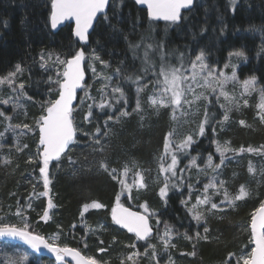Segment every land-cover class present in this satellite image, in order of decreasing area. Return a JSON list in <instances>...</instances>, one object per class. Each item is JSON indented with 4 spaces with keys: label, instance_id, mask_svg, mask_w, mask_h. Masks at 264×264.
Wrapping results in <instances>:
<instances>
[{
    "label": "trees",
    "instance_id": "1",
    "mask_svg": "<svg viewBox=\"0 0 264 264\" xmlns=\"http://www.w3.org/2000/svg\"><path fill=\"white\" fill-rule=\"evenodd\" d=\"M228 2L229 0H195L190 11L182 12L185 19L178 25L170 26L165 21H150L145 10L135 0H114L107 10L109 21H105L104 15L100 16L89 35L88 43L81 45L73 37L71 25L52 31L49 22L51 0H0V77L15 71L17 64L22 66L23 71L17 75V81L24 84L21 95L26 100V120H36L42 114L41 106L58 94V85L49 82V77L55 80L60 69L51 62H43L41 55L44 58L59 56L66 59L80 48L84 49L87 57L86 77L74 107L85 99V88H90V96H96V76L92 75L89 66L93 49L101 60L108 63V72L122 88L127 100L125 105L123 101L113 103L109 98L113 107L103 110L94 107L93 115L88 121H83L85 116L77 112L73 120L78 125H83L89 135L76 132V139L65 154L59 160L49 163L51 183L48 197H30L34 185L37 193L44 191L39 172V149L35 146L37 132L23 140L20 146L22 151H17V147L7 146L11 148L8 151L11 163L7 166L0 165V220L22 226V218H26L29 231L43 236L58 233L63 243L80 248L78 240L90 239L87 237L86 224L83 223L85 217H81L80 213L86 202L97 201L104 207L92 209L86 214L92 220L90 226L98 232L99 244L97 241L87 242L90 253L96 258L104 259V256H108L112 264H122L121 250L125 254L132 249L143 253L149 242L159 238L166 222L172 227L171 239L175 247H171V251L163 257L168 259L171 255L177 264H234L229 253L237 254L235 251L238 248L240 250L242 245L250 247L247 225L250 224L251 213L264 199V176L256 179L254 170L252 174L245 167L224 168L223 177H227L230 182L237 181L238 186L244 185L250 195L237 201L231 209L223 208L217 214H212L207 223L201 222L198 225L182 203L187 201L190 194L187 180V184L179 185L177 181L178 187L170 186L164 200L159 193H147V206L156 215L150 218L155 232L146 241L137 240L115 225L110 215L118 194L121 204L141 209L122 194L124 191L122 192L118 182L122 178L121 164L129 159L149 164L155 151L163 147L167 121L165 114L156 117L153 111H147L146 118L143 117L144 121L140 123L139 114L134 111L137 84L125 80L124 76H141L140 85H151V79L155 80L156 77L151 71L147 74L141 71L144 67L143 46L134 52L129 44L140 43L142 36L145 38L143 43H163L166 59L171 64L179 62L177 58L181 54L189 62L191 56L203 49L206 62L217 68L227 63L231 53L242 51L244 57L237 64L236 77L239 80L255 77L258 89H264V0H237L233 8ZM41 63H45L46 68H42ZM118 67L121 69L119 76L115 75ZM49 89L53 91L50 92ZM100 99L102 97L95 98L98 103ZM85 101L87 113V102L92 103L89 99ZM121 110L130 115L120 117ZM254 110L244 109L239 118H232L226 126L239 145L264 143V124L261 125L262 121ZM3 111L8 112L7 109ZM209 113L210 122L204 135H200L184 153L178 154V169H185V165L193 157H196L198 165H202L209 155L216 158L212 127L219 112L216 106H211ZM109 116L112 117L111 120L108 119ZM117 117L120 118L118 123ZM243 120L247 122L238 126V122ZM4 123L6 124V119L0 117V129ZM97 127L100 128L99 133L96 132ZM25 144L26 148L23 147ZM29 156L32 162H29ZM101 160H106L109 169H117L116 178L99 167ZM184 174L185 172L178 173L182 176ZM49 197L54 207L48 210L49 218L43 220L41 217L47 208ZM18 210L20 215H17ZM205 227L208 228L207 233L204 232ZM197 232L201 237L206 235L207 239H195ZM185 234L193 239L189 241ZM9 243L16 247L22 245ZM133 243L136 247H128ZM100 248L105 251H99ZM193 251L195 255H191ZM40 262L53 264L55 261L31 252L27 264Z\"/></svg>",
    "mask_w": 264,
    "mask_h": 264
},
{
    "label": "snow or ice",
    "instance_id": "2",
    "mask_svg": "<svg viewBox=\"0 0 264 264\" xmlns=\"http://www.w3.org/2000/svg\"><path fill=\"white\" fill-rule=\"evenodd\" d=\"M235 4L236 0H231ZM114 0H51V13H50V23L51 27L55 29L58 24L62 21L73 18L75 20L74 35L79 38L81 42H87L89 39V29L93 27L94 19L98 18V14H104L105 21H109V17L106 12V8L110 5H113ZM135 3L138 5H146L147 16L150 21L163 20L168 22L170 26L178 25L182 19L185 17L182 16V10L190 11L194 6L195 0H135ZM122 6V5H121ZM116 30L115 28L113 29ZM151 27L149 32H151ZM144 37H141V42L137 44H129V47L135 52L136 49L140 48L141 44L144 41ZM159 47L160 49V59L157 64L150 58L149 49ZM164 44H148L145 46L144 51V67L141 68V71L147 74L151 71L152 75L156 77L154 81L150 83L153 86L154 94L149 96L150 105L156 109L157 115H159L160 109L171 108V119L177 120V113L179 112L182 116L189 115L188 109L195 105L198 101H205L204 115L198 124V134L204 135L205 128L210 122V113L208 105L212 103L209 99L211 94H215V102L220 103V98L223 97L226 101V104H221V108L224 109V121L229 119L228 113L232 110L233 99L229 96L225 90V85L229 82H237V77L235 73V66L233 67V73L231 77L226 76L222 71L217 72V69L209 66L205 63V52L202 49L199 54L195 56L194 59L190 61L189 67H185V58L181 54L177 59L179 61V66L169 63L166 59L164 52ZM236 57H244L242 51H237L231 53ZM44 57L41 55V60ZM86 59V53L83 48L75 51V54L70 58L61 59L57 56L56 60L59 65L63 67V71L57 72L56 79L53 80L52 77H49V82L58 85V96L54 100H50L46 105H42V114L36 119L35 124L39 129V142L38 147L42 149L39 152V158L41 166L39 167V172L43 180V192H36V185L33 186V192L30 193L31 196H49V184L51 183L49 179V163L53 160H59L62 154L65 153V150L73 142L74 137L77 132V128L74 125L73 120V107L72 101L76 96V90L82 87L81 82L84 81L85 71L82 68V63ZM91 61H100L104 67H109L106 61L100 59L96 54L95 49L92 50L91 56L89 57ZM91 66V65H89ZM228 67L229 65H225ZM42 68H46L45 63H41ZM23 68L20 64L15 66V71L10 72L8 76L0 78V86L8 85L13 92H17L19 89L22 91L24 89V84L20 83L19 85L15 84V78L17 74L21 73ZM94 76L100 78L102 74H97L96 69L92 68ZM187 73V74H186ZM121 74V69L118 67L115 70V75L119 76ZM62 77V79H61ZM106 83L101 85V88L98 91L101 94V101L97 103L95 98L90 96L87 92L85 93V99L92 100L93 103L88 105V111L84 117L85 121H88L89 118L93 115L92 109L99 108L103 110L104 108H112L113 104L109 102V93L106 91L110 86V81L112 76L103 77ZM124 79L131 81L137 84V102L136 108L134 111H141V103L139 99L140 93H142L147 87L148 84L140 86V81L142 77L135 74H127L124 76ZM256 79L252 77L242 82L241 86L243 92L241 95H251L253 92H256L255 88ZM197 88H203L206 91L196 92ZM50 92L53 89H49ZM188 95H192L193 99H188ZM11 97L8 99H0V104L7 105L11 102ZM111 99L114 100L117 104L121 101H124L125 105L127 100L125 98V93L120 86H115L111 88ZM158 106V107H157ZM239 108V105H235ZM244 106H248V101L244 100ZM258 115L262 122H264V89L259 90L258 98ZM15 110V106H14ZM130 113L127 111H120V117H127ZM0 117H4L6 120L11 121V117L6 116L3 111H0ZM108 119H112L111 116ZM119 117H117L116 122H119ZM143 120V117H141ZM243 121L241 124L243 125ZM17 129H27L28 131H33V129L28 124H15L12 125L9 123L6 131H12L15 135ZM100 128H96V132L99 133ZM215 132V129H213ZM107 134V133H106ZM175 129L170 131L165 136L164 143V153L160 155L159 159V174L164 176L163 185L159 188V196L162 200L168 194L169 187H178L183 185L184 179L182 174L186 171L187 167L195 166L196 157H193L190 165L186 166L185 169H178L177 165L179 162L180 153H184L192 144L195 143L193 139V134L189 133L185 135L179 142H176L172 139L175 135ZM4 133H0V138H3ZM99 143V141H96ZM216 145V152L220 154L223 158L225 153L233 151L229 147L230 142L226 141L223 145L218 141H213ZM17 151H22V148L17 142ZM24 148L27 145H23ZM239 151H248V152H257L264 154V145H261L259 148H253L249 146L247 149L241 147ZM170 157L171 162L165 164V162ZM71 160V157H69ZM29 162H32L31 158ZM223 162V161H222ZM10 160H4V164H10ZM208 167H212V157L209 155L207 161ZM99 167L106 172H109L110 175H113V178H116L117 169H109L106 160H101L99 162ZM133 167H136L133 165ZM217 168L219 165L216 166ZM249 172L253 171V167L249 165ZM132 171V168H129L127 164L124 165L123 171L121 172L122 177H127L129 172ZM170 174V175H169ZM118 182L121 185L122 192H130L132 187L142 188L145 187V178L142 171L136 167L134 172L133 181L131 184L123 178L119 179ZM198 182V181H197ZM226 182L220 180L218 177H212L208 184L204 185V191L201 196H197L196 204L191 208H188L189 214L192 216V219L196 221L199 225L201 222L206 220L205 212L198 211L197 208L201 205H210V208L205 209L207 212H212V210L218 209L220 204L227 202L229 205L234 206L236 201L243 200L247 198L250 193L244 185H241L237 190L236 194L233 195L229 192L225 186ZM190 191L194 188V185H188ZM213 189L212 195L208 194V190ZM222 194V199L220 204L212 201V196H220ZM165 203L167 201L165 200ZM183 204L187 205L188 201H182ZM30 206V201H29ZM52 199L49 197L47 208L44 210L41 219L47 220L49 218L48 210L53 208ZM104 205L97 201H92L83 205L82 211L80 213L81 217L84 216V213L87 212L90 208L92 209H101ZM141 208L145 209V212H149L147 204H141ZM17 215H20V210L17 211ZM155 212H150L149 215H141L138 212H133L129 208H126L120 202V195L116 197V203L111 209V216L114 223L120 225L123 228H126L128 232L134 233L137 240L146 241L150 238L152 233V228L149 224V219L152 216H155ZM160 221L157 219V224ZM249 246L250 251L247 248H242L239 256H235L232 253H229L230 259H235L236 264H264V200L259 203V206L254 209L250 215V224H249ZM92 231L91 229H89ZM204 232H208V228H204ZM0 237H12L19 238L28 244L32 249L39 251L41 246L45 249H48L49 252L53 253L57 261H63L65 257H71V260L74 261V264H108L107 261H100L94 258L91 255H83L80 250L76 248H70L68 246H59L55 241V237L52 238L53 242H49L45 237L34 234L29 231V224L26 222V218H22V226L17 224L5 223L3 220H0ZM172 238V227L165 222V228L162 234H159V239L163 244V252H168L169 248L175 247L170 243ZM185 238L191 241L193 237L185 234ZM207 239V236H200V233H196L195 239ZM103 243V241H101ZM86 246V245H85ZM128 247H136L135 243L128 245ZM152 251V258L156 259L158 253L155 251L154 245H149ZM195 248V245L193 246ZM99 251L104 252V248H100ZM138 255L137 253H130L126 259L131 262V264H137V261L134 257ZM195 255V251L191 253ZM29 261V256L26 253H21L18 259L8 258L7 260H0V264H27ZM122 264L124 261L122 260ZM159 264V262H157ZM169 264H173L171 259H169Z\"/></svg>",
    "mask_w": 264,
    "mask_h": 264
},
{
    "label": "rangeland",
    "instance_id": "3",
    "mask_svg": "<svg viewBox=\"0 0 264 264\" xmlns=\"http://www.w3.org/2000/svg\"><path fill=\"white\" fill-rule=\"evenodd\" d=\"M237 2V0H236ZM230 6L233 8L235 6V4H233L231 2V0H229ZM148 44H156L153 41H148V43H142L141 45L144 48L145 51V46ZM158 45V44H157ZM199 54V53H197ZM197 54H194L193 56L190 57L189 62L185 61V67H189L190 61L192 59L195 58V56ZM149 55L150 58L156 62V60L160 59V49L159 47H155L152 49H149ZM167 56H169V53L167 54ZM57 56H48L45 57L43 59V62H51L53 63V65L55 67H58L60 70V72L63 71V67L61 65L58 64L57 60H56ZM87 58V57H86ZM86 60V59H85ZM242 60L241 57H236L235 55H231L227 61L226 64L223 65V67L221 68H217V72L222 71L226 76L231 77L232 73H233V67L232 65L235 66V73H236V68H237V64L240 63ZM205 63L206 60H205ZM90 64H91V71L92 68L94 67L96 69V73L97 74H102L100 76V78H97L96 76V81H97V88H96V92L94 94H96V96H93L94 98H99L101 97L100 92L98 91V89L101 88V85L106 83L105 79L103 77L106 76H112V74H110L107 70L106 67H104L103 64L100 63V61H91L90 60ZM208 64V63H207ZM173 65L179 66V62L177 63H173ZM209 65V64H208ZM225 65H229L228 67H226ZM210 66V65H209ZM213 67V66H211ZM187 74V73H186ZM18 75V74H17ZM92 75L93 71H92ZM8 76V75H7ZM237 76V74H236ZM6 77V76H5ZM94 77V76H93ZM3 78V77H0ZM18 76H16L15 78V84L19 85L20 83L17 81ZM95 78V77H94ZM62 79V77H61ZM152 81L153 78L151 79ZM247 79L244 80H239L237 77V82H229L228 84L225 85V90L227 91V93L229 94L230 97H232L233 99V104H232V110L228 113L229 115V119L227 121H224L223 117H224V109L221 108V104H226V101L224 100L223 97L220 98V103H216L215 102V94H211L209 96V99L212 101L211 104L208 105V109L211 106H216V109H218L219 112V117L217 118V120L214 121L213 123V129H215V132H213V137L215 141H218L220 144H224L226 141L230 142L229 147H231L233 149V151L227 152L225 153L224 157L222 158L220 156V154L218 152H216V145L214 144V153L216 155V158L212 157V167H208L207 165V161L208 158L204 161V163L202 165H198V163L195 161V166H189L191 160L185 165L189 166L187 167L185 174L183 175V179H184V183L187 184V187L189 184L194 185V188L190 191L189 190V196L187 198V209L191 208L193 205L196 204V200H197V196H201V194L204 191V185L208 184L210 179L212 177H218L220 180H224L226 182V187L229 190V192L233 195L236 194L237 190L239 189L240 185L238 186L237 181H228V178L226 179L223 174V170L225 167H245L246 170L249 169V165L251 164L254 170V176L256 179H260L264 176V154H260L257 152H248V151H239V149H241V147L247 149L249 146H252L253 148H259L261 145H264V143H258V144H248V145H239L236 141V139H234V135L233 133L229 132L228 124L231 122L232 118H239V116L241 115L242 111L244 109L247 108H251V109H255V113H258V108H257V104H258V98H259V90L258 86L255 83V88L257 89L256 92H253L251 95H241V93L243 92V88L241 86L242 82L245 81ZM144 85V84H143ZM140 85V86H143ZM117 86L114 77L112 78V80L110 81V86L109 88L106 90L109 93V98L111 99V88ZM136 88L135 87V92H136ZM201 91H206L203 88H197L196 92L199 93ZM88 93L89 95L91 94L90 92V88H85L84 93H83V98H85V93ZM22 92L18 89L17 92H13L11 90V88L8 87V85H3L0 86V99H8L9 97H11V102L7 105L4 104H0V111H3V109H7V113L6 116L11 117V121L6 120V124L4 123L2 128L0 129L2 133H4L3 138H0V165H5L7 166V164H4V160H9L10 156H9V150L11 148H14L17 146V142L19 143V146H21V143H23V140L35 135V131L37 132V136L39 134L38 132V127H36L35 124V119L31 120L28 119L26 120L25 115H26V106H25V102L26 100L24 99V96L21 95ZM154 94V89L152 84L149 85L148 87L139 95V99H140V103H141V111L136 112L138 115V119L140 121V123H142L144 120H141V117H145L146 118V114L147 111H153V113L155 114L156 117L158 116H162V115H166L167 116V121H166V125H165V136L172 131L173 129H175V135L172 137V139L176 142H179L185 135L192 133L193 134V139L196 141L199 138V134H198V124L200 122V120L203 118L204 115V103L205 101L200 100L198 101L195 105H193L190 109H188L189 111V115L182 116L179 112L177 113V120H172L171 119V108H166V109H160L159 111V115H157L156 113V109L153 108L150 105L149 102V96ZM188 99H193L192 95H188L187 97ZM55 99V98H54ZM52 99V100H54ZM87 99H82L73 109V117L75 118V116L77 115V112H79V114L83 117L86 115V101ZM101 100V99H100ZM112 100V99H111ZM244 100L248 101V106H244ZM96 101V100H95ZM100 102V101H99ZM111 102L115 103L114 100H112ZM124 102V101H123ZM136 102H137V92H136ZM88 104H90V102H87ZM91 103H93V101L91 100ZM98 103V101H97ZM239 105V108H237L235 105ZM14 106H15V110H14ZM158 107V106H157ZM136 108V106H135ZM4 112V111H3ZM215 112V111H214ZM212 112V115L213 113ZM216 116V115H215ZM257 116L259 117L258 119H260V116L257 114ZM85 119L83 118V121ZM244 123H246L247 121H244ZM9 123H11L12 125L15 124H28L33 131H28L27 129H17L15 135L13 134L12 131H6V129L8 128ZM243 123V124H244ZM264 122H261V125L263 126ZM74 125L77 128V132L81 133L84 136L89 135V132H87V130L84 128L83 125H78L77 123H75L74 121ZM236 125V124H235ZM238 126L242 125L241 121L238 122L237 124ZM108 126V124H107ZM110 128V126H108V129ZM109 132V130H108ZM110 133V132H109ZM164 143H165V137H164ZM7 144V145H6ZM7 146H11V148L7 147ZM40 152V148L38 147V140L36 142L35 145ZM99 152H103V151H99ZM95 153V152H94ZM164 153V144L163 147L161 149H159L157 152L155 151V153L152 155V160L151 162L148 163H140L134 159H129L126 162H123V164H121V166L127 164L129 166V168H132V171L129 172L127 177H122L123 179H125L127 181V183L131 184L133 181V177H134V172L136 170V167H138L142 173L143 176L145 178V187L142 188H138L133 186L130 192L124 191L122 194L125 195V197L129 198V200L133 203V205L135 206H139L141 204H147V201L145 200L147 197V193L150 192H154V193H159V188L163 185V181H164V176L159 174V157L161 154ZM30 158V156H29ZM223 161V162H222ZM170 157L168 158V160L165 162V164L170 163ZM133 165H135L136 167H133ZM219 165V167L217 168L216 166ZM123 171V169H122ZM249 171V170H248ZM253 174V172H252ZM170 175V174H169ZM187 180V183L185 182ZM198 181V182H197ZM189 188V187H188ZM213 193V189H209L208 190V194L212 195ZM222 199V194L220 196H212V201L215 203L220 204V200ZM264 200V199H262ZM237 202V201H236ZM235 202V204H236ZM87 203H91L90 202H86ZM116 203V201H115ZM148 207V206H147ZM141 208V207H140ZM210 208V205H201L197 208L198 211H204L205 212V217L206 220L203 221V223H207L208 219L210 216H212V214H217L219 211H222L223 208H228L231 209L232 205H229L227 202L220 204L218 209L212 210V212H207L205 211V209ZM90 210H92V208H90L87 212L84 213V222L86 224V233H87V237L90 239L87 240V238L85 239H80L78 240L81 244V247L78 248L76 246H72V245H68L66 243L62 242V238L59 236L58 233H51L49 235H45L44 237L51 243L53 242L52 238L55 237V243L59 246H72L77 248L78 250H80L84 255H91L89 247L87 246V242L89 243H93L95 241H97L98 239V235H97V231L91 227L90 225L92 224V220L91 218L86 215ZM138 210V209H137ZM149 212H145L144 208H141L139 211L146 213L147 215H149V213L151 212V210L148 208ZM247 233L250 232L249 229V225H247ZM89 229H91L92 231H90ZM163 233V232H162ZM161 233V234H162ZM170 243L173 245V240L171 239ZM97 244H99V242L97 241ZM86 245V246H85ZM149 245H154L155 246V251L158 253L156 259L152 258V251L153 249L149 247ZM124 247L127 248V246L125 245ZM173 248V247H172ZM242 248H247V250L250 251V247L248 248L247 245L241 247ZM163 244L161 242V240L158 238L155 241L149 242L148 245L146 246V249L143 253H138L136 249H132L129 250L128 254H125L122 252L121 250V255H122V259L124 261V263H126V261H128L126 259V257L130 254V253H137L138 255H136L134 257V259L137 261V264H157V262H159V264H169V259H171V261L173 262V264H177L176 260L174 258H172V256L170 255V258H166L163 257L165 256V254L169 253L170 248L168 250V252H163ZM236 250L235 252H237V254H235V256H239L240 255V251ZM99 252V251H98ZM21 253H26L29 258L31 257V251L24 245L21 246H13L11 245L9 242H5V241H0V260H7L8 258H13V259H18L19 255ZM119 253V254H120ZM125 254V255H124ZM167 256V255H166ZM94 257V256H93ZM96 258V257H94ZM104 259H99L96 258L97 260L100 261H107L108 264H112L111 262H109L108 260V256H104ZM233 263L236 264L235 259H233ZM38 264H51V263H47V262H43V263H38ZM53 264H68L65 260H63L60 263H56L53 262ZM116 264V263H114ZM126 264H131L130 261H128V263Z\"/></svg>",
    "mask_w": 264,
    "mask_h": 264
},
{
    "label": "water",
    "instance_id": "4",
    "mask_svg": "<svg viewBox=\"0 0 264 264\" xmlns=\"http://www.w3.org/2000/svg\"><path fill=\"white\" fill-rule=\"evenodd\" d=\"M137 5H138V4H137ZM138 6L141 7V8H143V9L145 10V12H146V15H147V8H146V5H138ZM107 9H108V7L106 8V11H107ZM182 12H184V10H182ZM100 15H102V14H98V18H99ZM147 17H148V16H147ZM98 18H97V19H94V21H93V27H91V28L89 29V34H90L91 31L93 30V28H94L96 22L98 21ZM156 21L162 22L163 20H156ZM66 23H69V24L72 25V35H73V37H74V38H75V39H76L81 45H85V44L88 43V41H87V42H81V41L79 40V38L75 37V35H74L75 20H74L73 18L66 19V20L62 21L60 24H58L57 27H56L55 29H53L52 27H51V29H52L53 32H56V31H58L60 28H62ZM50 26H51V23H50ZM80 49H81V48H80ZM80 49H79V50H80ZM82 68H83L84 71H85V61L82 63ZM85 77H86V72H85L84 80H85ZM83 83H84V81L81 82L82 87H83ZM82 87H81V88H78V89L76 90V96H75V98H74L73 101H72V107H74L75 102H76V99H77V95H78V93L81 91ZM57 96H58V94H57ZM56 98H57V97H56ZM38 132H39V129H38ZM75 139H76V135H75V137H74L73 142L68 146V148L65 150V152H66V151L70 148V146L74 143ZM38 142H39V134H38ZM40 151H42L41 148H40ZM64 154H65V153H64ZM62 155H63V154H62ZM54 161H57V160H53V161H51V162H54ZM123 206L126 207V208H129V209H130L131 211H133V212H138V213H140L141 215H146V216H147L146 213L141 212V211H139V210H137V209H134V208H132V207L125 206V205H123ZM110 215H111V213H110ZM111 220H112V216H111ZM112 221H113V220H112ZM113 223H114V221H113ZM114 224L117 225L118 227H120V228L126 230V231L128 232V230H127L126 228H123V227H121L120 225H118V224H116V223H114ZM149 224H150V226H151V228H152V233H151V236H152V235L154 234V232H155V228H154V226L152 225L150 219H149ZM30 232H31V231H30ZM32 233H34V232H32ZM129 233H130V232H129ZM34 234H37V233H34ZM130 234H132L133 236H135L134 233H130ZM37 235H40V234H37ZM40 236H43V235H40ZM151 236H150V237H151ZM43 237H44V236H43ZM135 237H136V236H135ZM0 241L11 242V243H16V244H22V245L26 246L31 252H33V253L36 254V255H39V256H41V257H45V258H49V259L55 261L56 263H60V262H62V261H57L55 255H54L53 253L49 252L48 249H45V248H43V247L41 246V248L39 249V251H37V250H35V249H32L28 244H26L24 241L20 240L19 238L0 237ZM68 247H70V248H75V247H72V246H68ZM76 249H77V248H76ZM81 253H82V252H81ZM82 254H83V253H82ZM83 255H84V254H83ZM64 260H65L68 264H74V261L71 260V257H65Z\"/></svg>",
    "mask_w": 264,
    "mask_h": 264
},
{
    "label": "flooded vegetation",
    "instance_id": "5",
    "mask_svg": "<svg viewBox=\"0 0 264 264\" xmlns=\"http://www.w3.org/2000/svg\"><path fill=\"white\" fill-rule=\"evenodd\" d=\"M107 10H108V9H107ZM106 12H107V11H106ZM102 15H104V14H102ZM102 15H100V16H102ZM100 16H99V17H100ZM98 20H99V18H98ZM49 22H50V21H49ZM97 22H98V21H97ZM97 22H96V23H97ZM67 24H68V25H71V24H69V23H66L65 25H67ZM65 25H64V26H65ZM95 25H96V24H95ZM71 26H72V25H71ZM91 32H92V31H91ZM89 35H90V34H89Z\"/></svg>",
    "mask_w": 264,
    "mask_h": 264
}]
</instances>
